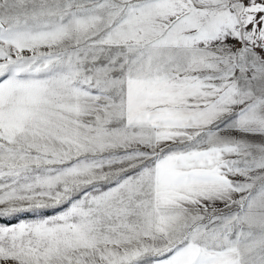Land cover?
Instances as JSON below:
<instances>
[{"label": "snow or ice", "instance_id": "6c2138e0", "mask_svg": "<svg viewBox=\"0 0 264 264\" xmlns=\"http://www.w3.org/2000/svg\"><path fill=\"white\" fill-rule=\"evenodd\" d=\"M0 264H264V0H0Z\"/></svg>", "mask_w": 264, "mask_h": 264}]
</instances>
